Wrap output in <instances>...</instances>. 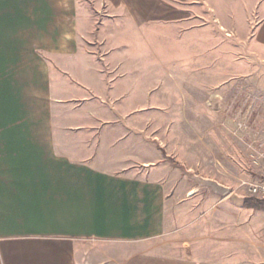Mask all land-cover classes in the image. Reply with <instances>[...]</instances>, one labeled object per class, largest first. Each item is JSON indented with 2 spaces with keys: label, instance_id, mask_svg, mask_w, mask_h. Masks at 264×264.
I'll return each instance as SVG.
<instances>
[{
  "label": "crops",
  "instance_id": "0c3cea01",
  "mask_svg": "<svg viewBox=\"0 0 264 264\" xmlns=\"http://www.w3.org/2000/svg\"><path fill=\"white\" fill-rule=\"evenodd\" d=\"M85 1L101 5L98 26L79 0H0V264H264V208L218 174L165 164L157 145L141 150L133 120L150 81L139 44L196 19L202 36L203 12L187 7L204 3L212 35H245L258 56L229 78L248 93L214 112L241 109L263 135L264 0ZM167 165L195 186L177 193Z\"/></svg>",
  "mask_w": 264,
  "mask_h": 264
},
{
  "label": "rangeland",
  "instance_id": "374dc122",
  "mask_svg": "<svg viewBox=\"0 0 264 264\" xmlns=\"http://www.w3.org/2000/svg\"><path fill=\"white\" fill-rule=\"evenodd\" d=\"M79 1L91 15L88 26H98L103 16L101 5ZM187 8L203 12L202 36L195 33L194 23L200 20H193V25L189 20L187 32L175 34L174 27L172 34L154 32L149 45L153 49L139 44L140 49L135 51L141 62L140 71L150 78L149 82L140 84L142 90L134 98L140 107V113L133 115V120L139 125L141 145L148 141L141 150L151 144L157 145L163 151L165 164L176 159L197 173L218 174L220 179L240 186L252 196L248 183L257 182L264 168V134L254 128L252 117L241 109L235 115H218L214 106L228 102L229 93H248L242 86H231L229 78L235 71L243 74L249 70L244 61L249 63L258 56L250 50V41L245 35L236 36L227 28H219V33L212 35L211 14L204 3ZM202 37L203 41L198 40ZM263 69L264 62H260L255 70ZM125 122L128 123L126 117ZM218 142L222 150L213 147V143L217 145ZM228 144L233 146L230 152ZM169 166L166 170L175 181L177 193L195 186Z\"/></svg>",
  "mask_w": 264,
  "mask_h": 264
},
{
  "label": "water",
  "instance_id": "95a60500",
  "mask_svg": "<svg viewBox=\"0 0 264 264\" xmlns=\"http://www.w3.org/2000/svg\"><path fill=\"white\" fill-rule=\"evenodd\" d=\"M182 167L183 170L186 171L187 175L192 178L193 180H195L197 183L209 187L211 190H213L214 192L218 193V194H225L226 192L229 191V187L225 186L224 184H221L220 182H218L215 179L212 178H206L203 176H200L198 174H195L191 171L186 170V167L184 165H180Z\"/></svg>",
  "mask_w": 264,
  "mask_h": 264
},
{
  "label": "built area",
  "instance_id": "2783aa9c",
  "mask_svg": "<svg viewBox=\"0 0 264 264\" xmlns=\"http://www.w3.org/2000/svg\"><path fill=\"white\" fill-rule=\"evenodd\" d=\"M248 192L252 196L264 200V168L257 182L248 183Z\"/></svg>",
  "mask_w": 264,
  "mask_h": 264
},
{
  "label": "trees",
  "instance_id": "16d2710c",
  "mask_svg": "<svg viewBox=\"0 0 264 264\" xmlns=\"http://www.w3.org/2000/svg\"><path fill=\"white\" fill-rule=\"evenodd\" d=\"M243 203L246 206L264 208V200L258 199V198L254 197V196H246L243 199Z\"/></svg>",
  "mask_w": 264,
  "mask_h": 264
}]
</instances>
